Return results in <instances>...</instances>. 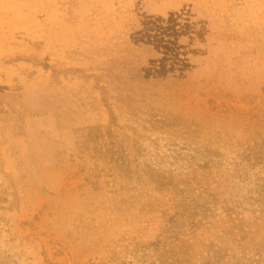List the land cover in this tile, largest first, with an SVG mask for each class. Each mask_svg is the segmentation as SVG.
Segmentation results:
<instances>
[{"label":"rangeland","instance_id":"obj_1","mask_svg":"<svg viewBox=\"0 0 264 264\" xmlns=\"http://www.w3.org/2000/svg\"><path fill=\"white\" fill-rule=\"evenodd\" d=\"M0 264H264V0H0Z\"/></svg>","mask_w":264,"mask_h":264}]
</instances>
